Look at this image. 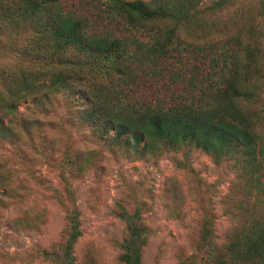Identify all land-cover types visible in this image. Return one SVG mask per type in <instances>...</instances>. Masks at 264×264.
<instances>
[{
    "label": "trees",
    "instance_id": "obj_1",
    "mask_svg": "<svg viewBox=\"0 0 264 264\" xmlns=\"http://www.w3.org/2000/svg\"><path fill=\"white\" fill-rule=\"evenodd\" d=\"M225 3L216 0L208 9ZM192 4L0 0V32L20 25L29 29L15 50L18 60L0 63V140L16 146L19 137L25 139L39 125L36 117L30 121L13 117L20 103L31 98L32 113H47L60 98L74 123L113 154L197 147L215 162H227L236 175L233 186L246 203L240 202L233 212L244 220L228 233L224 259L217 264H264V116L249 110L262 76L254 48L262 49L249 47L250 52L241 55L238 41L189 42L184 47L191 45L190 53H200L204 59L206 52L212 55L207 69L200 74L186 60L173 67L176 63L169 61L173 52L181 54L180 46L186 43L181 33L191 38V29L198 25L200 11ZM224 35L237 33L229 30ZM95 150L78 149L85 157L77 167L70 159L64 162L74 174H84ZM13 189L0 176V200L13 196ZM65 192L71 206L66 210L68 235L62 260L71 264L72 245L81 230L69 183ZM118 216L128 230L121 243V262L143 264L145 227L139 222V210H121Z\"/></svg>",
    "mask_w": 264,
    "mask_h": 264
},
{
    "label": "rangeland",
    "instance_id": "obj_2",
    "mask_svg": "<svg viewBox=\"0 0 264 264\" xmlns=\"http://www.w3.org/2000/svg\"><path fill=\"white\" fill-rule=\"evenodd\" d=\"M214 1L188 0L200 11L198 25L190 28L191 38L181 33L186 43L169 61L178 67L179 60H186L203 74L212 55L206 52L204 59L190 53L191 45L184 47L189 42L238 41L241 55L259 47L262 52L254 48V53L262 76L249 110L263 117L264 0H226L222 8L208 9ZM229 30L237 35L225 36ZM28 34L24 25L0 32V63L18 60L15 50ZM31 102L20 103L13 117H36L40 126H33L25 139L19 137L16 146L0 140V176L16 188L13 196L0 200V264H64L66 210L71 206L66 183L74 190L81 230L72 245L71 264H124L121 243L128 230L118 214L136 209L145 227L143 264H217L224 259L228 233L244 220L233 212L240 202L246 205L227 162L217 163L191 145L136 156L113 154L74 123L60 98L47 113H32ZM92 148L90 169L75 175L64 161L77 167L85 157L77 150Z\"/></svg>",
    "mask_w": 264,
    "mask_h": 264
}]
</instances>
